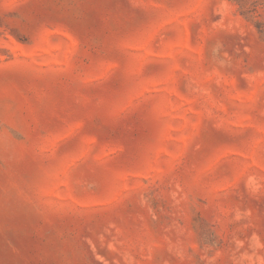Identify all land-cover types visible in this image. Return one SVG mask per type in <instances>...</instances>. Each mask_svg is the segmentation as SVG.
<instances>
[{
  "label": "rangeland",
  "instance_id": "rangeland-1",
  "mask_svg": "<svg viewBox=\"0 0 264 264\" xmlns=\"http://www.w3.org/2000/svg\"><path fill=\"white\" fill-rule=\"evenodd\" d=\"M0 264H264V0H0Z\"/></svg>",
  "mask_w": 264,
  "mask_h": 264
}]
</instances>
